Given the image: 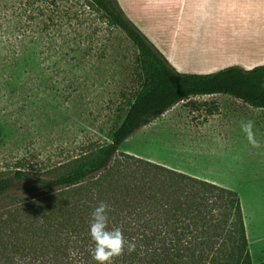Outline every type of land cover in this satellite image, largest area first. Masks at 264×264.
I'll return each mask as SVG.
<instances>
[{
    "label": "rangeland",
    "instance_id": "rangeland-1",
    "mask_svg": "<svg viewBox=\"0 0 264 264\" xmlns=\"http://www.w3.org/2000/svg\"><path fill=\"white\" fill-rule=\"evenodd\" d=\"M138 71L133 43L88 0H0V177L16 169L55 177L92 144L111 142L139 87ZM233 98L192 96L135 131L119 151L237 192L258 264L264 260V129L256 121L264 113ZM218 110L219 119L199 128ZM248 120L259 148L242 131ZM8 203L0 201V225Z\"/></svg>",
    "mask_w": 264,
    "mask_h": 264
},
{
    "label": "trees",
    "instance_id": "trees-1",
    "mask_svg": "<svg viewBox=\"0 0 264 264\" xmlns=\"http://www.w3.org/2000/svg\"><path fill=\"white\" fill-rule=\"evenodd\" d=\"M88 1L135 46L139 87L111 142L92 144L55 177L22 169L0 177V201L9 199L10 209L0 225V264H96L89 222L100 201L110 206L109 228L136 244L114 264H253L237 192L119 147L192 96L225 94L264 108V64L179 73L115 0Z\"/></svg>",
    "mask_w": 264,
    "mask_h": 264
},
{
    "label": "crops",
    "instance_id": "crops-1",
    "mask_svg": "<svg viewBox=\"0 0 264 264\" xmlns=\"http://www.w3.org/2000/svg\"><path fill=\"white\" fill-rule=\"evenodd\" d=\"M118 2L124 14L180 73L209 74L230 66L247 69L264 61V0ZM257 55L261 57L257 59ZM217 95L232 98L225 94L208 96ZM258 109L264 113V108ZM219 110L199 128L219 119ZM257 120L264 129V115Z\"/></svg>",
    "mask_w": 264,
    "mask_h": 264
},
{
    "label": "clouds",
    "instance_id": "clouds-1",
    "mask_svg": "<svg viewBox=\"0 0 264 264\" xmlns=\"http://www.w3.org/2000/svg\"><path fill=\"white\" fill-rule=\"evenodd\" d=\"M242 131L246 134L248 142L255 148L260 147L255 137L254 122L251 120L241 122ZM110 206L100 201L91 212L89 222V235L94 242L91 255L96 264H114L116 258L136 250L134 241H129L120 227L109 228Z\"/></svg>",
    "mask_w": 264,
    "mask_h": 264
}]
</instances>
